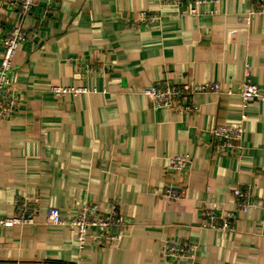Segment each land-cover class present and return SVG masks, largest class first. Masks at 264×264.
<instances>
[{"label": "crops", "instance_id": "0c3cea01", "mask_svg": "<svg viewBox=\"0 0 264 264\" xmlns=\"http://www.w3.org/2000/svg\"><path fill=\"white\" fill-rule=\"evenodd\" d=\"M253 5L222 0L193 15L159 11L157 0H38L23 15L4 2L0 37L15 26L29 37L9 74L17 107L0 121V218L22 197L38 201L33 225L0 229V264H264V102L242 110L237 95L244 84L264 93V15H251ZM140 11L159 18L132 26ZM188 81L235 94L195 95L191 114L156 109L142 94ZM55 86L88 92L56 97ZM215 125L243 128L239 154H212ZM183 154L186 173L168 169ZM167 186L185 198L163 197ZM235 188L255 207L237 212ZM87 203L116 206L129 223L117 242L80 248L75 229L46 222L50 208L67 218ZM211 207L235 213L233 232L202 227ZM165 240L186 243L193 257L165 258Z\"/></svg>", "mask_w": 264, "mask_h": 264}, {"label": "built area", "instance_id": "2783aa9c", "mask_svg": "<svg viewBox=\"0 0 264 264\" xmlns=\"http://www.w3.org/2000/svg\"><path fill=\"white\" fill-rule=\"evenodd\" d=\"M9 1L19 8L23 15H30L38 0H0V14L4 2ZM158 8L172 7L187 9L190 14H196V8L200 5H214L222 0H157ZM49 5L46 7L42 17L46 18ZM251 15H264V0H254ZM159 18V13L154 11H140L137 17L129 22L132 26L141 27L149 25ZM1 21V20H0ZM242 23H249V17H241ZM29 37L26 30L21 27H12L7 33L0 37L2 44V55L0 58V121L10 118L15 111L18 100L16 90L9 80L12 61L18 46ZM85 88L61 87L51 88V93L56 97L66 95L76 96L87 93ZM235 94L231 90L222 91L218 83L197 84L188 81L182 86L169 84L150 85L142 91V94L150 99L156 109H172L180 114H191L198 111V106L191 102L195 95L201 94ZM237 95L244 110L252 101L264 102V93H261L254 85L244 84ZM243 128L240 126L215 125L208 134V145L213 155H237L240 153L238 141L242 138ZM190 157L186 154L174 155L167 160L168 169L184 174L189 169ZM236 211L246 213L255 203L246 191L235 188L231 191ZM163 197L169 200H182L185 192L173 186H167L163 190ZM37 199L33 197H22L18 199L14 207V215L10 218H0V229L15 225H33L37 214ZM202 227L221 231L233 232L235 213L224 212L217 207L207 208L202 211ZM46 222L53 226H66L75 229L78 247L83 248L87 244L102 247L117 242L129 223L119 215L115 205H110L107 211H99L96 205L83 204L70 217H62L57 208L46 211ZM161 254L172 260L180 258H192V248L184 242L165 240L161 245Z\"/></svg>", "mask_w": 264, "mask_h": 264}]
</instances>
